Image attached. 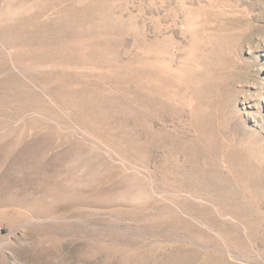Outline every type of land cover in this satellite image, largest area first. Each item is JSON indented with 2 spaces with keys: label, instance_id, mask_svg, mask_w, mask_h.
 I'll use <instances>...</instances> for the list:
<instances>
[{
  "label": "rangeland",
  "instance_id": "obj_1",
  "mask_svg": "<svg viewBox=\"0 0 264 264\" xmlns=\"http://www.w3.org/2000/svg\"><path fill=\"white\" fill-rule=\"evenodd\" d=\"M0 264H264V0H0Z\"/></svg>",
  "mask_w": 264,
  "mask_h": 264
}]
</instances>
